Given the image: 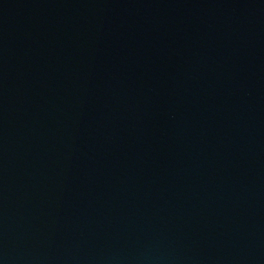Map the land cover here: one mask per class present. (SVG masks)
Wrapping results in <instances>:
<instances>
[{"label":"water","instance_id":"95a60500","mask_svg":"<svg viewBox=\"0 0 264 264\" xmlns=\"http://www.w3.org/2000/svg\"><path fill=\"white\" fill-rule=\"evenodd\" d=\"M0 264H264V0H0Z\"/></svg>","mask_w":264,"mask_h":264}]
</instances>
